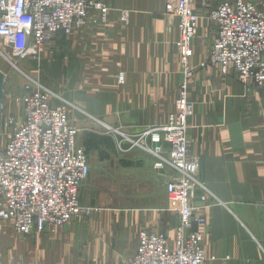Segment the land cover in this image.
Listing matches in <instances>:
<instances>
[{
    "label": "crops",
    "instance_id": "0c3cea01",
    "mask_svg": "<svg viewBox=\"0 0 264 264\" xmlns=\"http://www.w3.org/2000/svg\"><path fill=\"white\" fill-rule=\"evenodd\" d=\"M104 1L112 8L107 23L89 21L71 36L61 35L39 59L23 66L32 80L72 102L77 111L71 110V117H96L128 137L167 123L174 110L183 81L176 47L180 33L165 17V0ZM218 3L194 4L200 21L192 61L197 70L189 86L194 104L190 150L201 160L200 180L210 195L203 199L207 192L198 191L196 215L206 221L201 231L206 255L213 258L209 264H264V85H244L217 66L201 68L216 36L209 14ZM123 9L131 12L129 26L120 20ZM0 72V117L7 137V119H23L28 82L12 73L9 82ZM122 140L104 136L90 147L97 161L90 160L80 197L127 203V208L97 211L94 220L75 222L56 234L24 236L0 226V264H128L142 229L175 243L179 217L168 204L170 171L157 173L151 157L122 151ZM6 145L7 138L0 150ZM96 169L101 176H95Z\"/></svg>",
    "mask_w": 264,
    "mask_h": 264
},
{
    "label": "built area",
    "instance_id": "2783aa9c",
    "mask_svg": "<svg viewBox=\"0 0 264 264\" xmlns=\"http://www.w3.org/2000/svg\"><path fill=\"white\" fill-rule=\"evenodd\" d=\"M195 1L165 3L167 20L180 33L177 49L183 82L175 112L167 123L124 136L120 142L126 153L139 151L151 157L155 172L170 171L169 209L179 217L175 243L163 233L141 230L128 264H209L213 259L203 246L201 228L206 221L195 214L198 191L207 192L203 199L209 193L200 180L201 160L191 155L188 136V119L194 114L188 87L195 76L191 60L200 21ZM259 1L219 0L209 14L217 28L209 61L223 75L234 72L241 83L261 87L264 7ZM110 14L104 0H0V52L8 50L19 60L39 59L60 35L71 36L91 20L107 23ZM119 17L124 26L131 24L130 11L121 10ZM119 83H124L123 73ZM26 89L23 119H8L11 133L6 148L0 150V221L24 236L56 233L87 213L80 203V190L91 172L90 160L78 142L80 130L71 122L67 104L38 83ZM123 143L129 149H123Z\"/></svg>",
    "mask_w": 264,
    "mask_h": 264
},
{
    "label": "rangeland",
    "instance_id": "374dc122",
    "mask_svg": "<svg viewBox=\"0 0 264 264\" xmlns=\"http://www.w3.org/2000/svg\"><path fill=\"white\" fill-rule=\"evenodd\" d=\"M165 3H166V0H165ZM195 4V3H194ZM219 4V3H218ZM259 5H260V7H264V0H260L259 1ZM110 8H111V6H110ZM123 10H125V9H123ZM111 11H112V8H111ZM129 11V10H128ZM111 15V14H110ZM93 17L95 18L96 17V14H94L93 15ZM166 17V16H165ZM109 19H110V17H109ZM108 19V20H109ZM94 24H96V25H98V24H102V23H100V22H98V23H96V22H94V20H91ZM211 21V20H210ZM108 22V21H107ZM212 22V21H211ZM213 23V22H212ZM103 24H105V23H103ZM214 24V23H213ZM215 25V24H214ZM216 27V26H215ZM84 28V27H83ZM81 30V29H80ZM216 35H217V28H216ZM61 36V35H60ZM59 36V37H60ZM64 36H66V35H64ZM197 38V37H196ZM196 38L194 39V41L196 40ZM215 38H216V36H215ZM215 38H214V40H215ZM58 39V38H57ZM56 39V40H57ZM180 39V38H179ZM55 40V41H56ZM214 40H213V43H214ZM54 41V42H55ZM194 41H193V51H194ZM179 42V40L177 41V43ZM213 43H212V46H211V49H212V47H213ZM176 47H177V44H176ZM0 50H3V48H1V41H0ZM177 51H178V49H177ZM211 51V50H210ZM4 52H6L5 54H3L2 52H0V68L2 69V70H4L5 71V73L9 76V82L11 81V79H10V73H12V74H14V75H16V76H18V77H20V78H22V80L24 81V84L25 83H27L26 85L27 86H31V87H33L34 85H35V83H38V84H40L39 82H37V81H35V80H32V74H30L29 72L28 73H26L25 71H24V64L26 63V62H30V61H32V62H34V61H36L35 60V58H29V59H25V60H19V59H15L12 55H11V53H10V51H4ZM178 55H179V53H178ZM8 56V57H7ZM10 56V57H9ZM12 56V57H11ZM194 56H195V51H194V54H193V57H192V60L191 61H193V58H194ZM13 61V62H12ZM31 62V63H32ZM179 64H180V59H179ZM192 65H193V63H192ZM202 65H205V66H202ZM207 66H217V65H212L211 63H210V61H209V59H208V61L207 62H205V63H202L201 64V68H205V67H207ZM217 67H219V66H217ZM30 68H32V67H29V69ZM193 68H194V74L196 75V70H197V68L193 65ZM220 68V67H219ZM28 69V70H29ZM31 70V69H30ZM220 70H221V68H220ZM180 71H182L181 70V67H180ZM221 73H222V70H221ZM232 73V72H231ZM234 73V72H233ZM121 74V73H120ZM120 74L118 75V80H119V76H120ZM124 74V73H123ZM181 75H182V77H183V74H182V72H181ZM31 76V77H30ZM224 76H229V75H224ZM236 77H237V75H236ZM194 78H195V76H194ZM194 80V79H193ZM183 82V81H182ZM181 82V83H182ZM193 82V81H192ZM191 82V83H192ZM17 83V82H16ZM124 83H125V74H124ZM180 83V84H181ZM190 83V84H191ZM23 84V85H24ZM190 84H189V86H190ZM243 84V83H242ZM40 85H42V84H40ZM244 85H248V84H244ZM43 86V85H42ZM43 87H45V86H43ZM262 87V86H261ZM46 88V87H45ZM48 89V88H47ZM178 89H179V86H178ZM178 89H177V92H178ZM188 89H189V87H188ZM50 90V89H49ZM52 91V90H51ZM53 92V91H52ZM56 94V93H55ZM56 95H58V94H56ZM61 99H62V101L64 102V103H66L67 104V106H68V112H69V117H70V120H71V122L80 130V135H79V140H78V142H80V145L85 149V151H86V153H87V155H88V157H89V160H92V162L94 163V162H96L97 161V159H96V157H95V155L94 154H92L91 153V151H88L87 150V148L85 147L86 145V142H87V139H92V136H98V137H104V136H106V137H109V135H111L112 137H115L116 138V140L118 141V140H121L122 138L124 139V136L125 135H123L122 136V134H121V132L119 131V129H114V128H111V127H108L105 123H103L101 120H99V119H97L96 117H71V110H72V112L75 114V111H77L75 108V106H73V104H72V102H70V101H68L65 97H61L60 95H58ZM25 97V96H24ZM190 91H189V101H190V103H192L193 104V102L190 100ZM177 99H178V93H177ZM177 99H176V101H175V104H174V110L169 114V116L168 117H170V115L172 114V113H174L175 112V108H176V102H177ZM193 106H194V104H193ZM24 110V109H23ZM194 115V114H193ZM192 115V116H193ZM23 116H24V112H23ZM191 116V117H192ZM190 117V118H191ZM10 118H13V117H9L8 119H10ZM189 118V119H190ZM8 119H7V121H6V123H5V127H6V129L8 130V133H7V137H5L4 136V126H3V120H4V117H0V147L1 146H3V144L5 143V140H6V138H7V143H8V135L11 133V127H9L8 125H7V123H8ZM14 119V118H13ZM189 119H188V125H189ZM159 126V125H158ZM189 128H190V125H189ZM110 130V131H109ZM147 130V129H146ZM190 130V129H189ZM6 134V133H5ZM188 136H189V132H188ZM123 141V140H122ZM7 146V145H6ZM124 146H126V150L127 149H129V145L127 144V143H123V145H122V148L124 149ZM6 148V147H5ZM119 148H120V142H119ZM4 149V148H3ZM2 150V149H1ZM90 165H91V163H90ZM95 171V170H94ZM90 174H91V172H90ZM90 174H89V176H90ZM97 175H100L101 176V172L98 170V169H96V171H95V176H97ZM89 178V177H88ZM88 180V179H87ZM86 180V181H87ZM85 181V182H86ZM207 195V194H206ZM209 196V198H210V195H208ZM102 198V197H101ZM80 203H81V206L84 208V209H86L87 210V213L86 214H84V215H82L80 218H77V219H75V220H73L70 224H68L66 227H68L69 225H71V224H73V223H75V222H78V221H86V220H88V219H95V216L97 215V211H101V210H107L108 211V209H112V210H114V212H116L115 210H118V211H120V210H122V209H125V208H127V203L125 204V203H120V202H113V203H108L107 201H104V200H99V201H95L94 199H92L91 200V202H90V197L89 196H87V197H83V196H81L80 197ZM136 204V203H135ZM168 204H169V202H168ZM135 207V206H134ZM89 210V211H88ZM195 214H196V212H195ZM170 216V215H169ZM176 223H177V221L175 220V223H174V225H176ZM0 226H11L12 227V225L11 224H9V223H7V222H3V221H0ZM65 227V228H66ZM178 227V226H177ZM176 227V228H177ZM13 228V227H12ZM14 229V228H13ZM61 230H63V229H60L59 231H61ZM142 230H144V229H142ZM14 231H16L15 229H14ZM58 230H57V232H59ZM17 232V231H16ZM56 232V233H57ZM18 233V232H17ZM56 233H52V232H47V233H45V234H56ZM42 235V234H41ZM30 236H32V235H30ZM175 237H176V229H175Z\"/></svg>",
    "mask_w": 264,
    "mask_h": 264
},
{
    "label": "trees",
    "instance_id": "16d2710c",
    "mask_svg": "<svg viewBox=\"0 0 264 264\" xmlns=\"http://www.w3.org/2000/svg\"><path fill=\"white\" fill-rule=\"evenodd\" d=\"M102 143V138L98 137V136H92V139H88L87 142V150L90 151L91 148L90 147H97L98 145H100Z\"/></svg>",
    "mask_w": 264,
    "mask_h": 264
},
{
    "label": "water",
    "instance_id": "95a60500",
    "mask_svg": "<svg viewBox=\"0 0 264 264\" xmlns=\"http://www.w3.org/2000/svg\"><path fill=\"white\" fill-rule=\"evenodd\" d=\"M4 84V75L0 72V99L3 97L2 87Z\"/></svg>",
    "mask_w": 264,
    "mask_h": 264
}]
</instances>
